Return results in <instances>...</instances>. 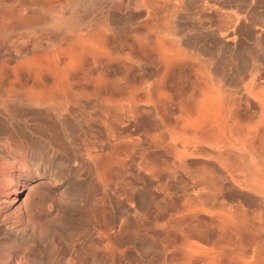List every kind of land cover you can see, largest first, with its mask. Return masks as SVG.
Returning <instances> with one entry per match:
<instances>
[{"label":"rangeland","instance_id":"rangeland-1","mask_svg":"<svg viewBox=\"0 0 264 264\" xmlns=\"http://www.w3.org/2000/svg\"><path fill=\"white\" fill-rule=\"evenodd\" d=\"M156 2L0 0V46L10 36L21 44L0 48V264H264V199L252 197L264 196V164L249 166L264 159L263 106L250 93L264 76L251 71L244 85L257 105L240 110L215 81L198 85L200 96L193 84L163 123L169 147L181 139L182 159L232 170L214 172L211 186L204 162H195L193 180L148 177L165 160L151 117L172 104L162 74L192 59L156 51L155 36L142 47L140 36L156 26L126 11ZM114 6L121 13L108 25ZM113 53H147L163 66L145 82L140 66L114 63ZM109 101L110 120L103 106L102 121L88 118ZM242 202L259 217L258 232L239 233Z\"/></svg>","mask_w":264,"mask_h":264},{"label":"crops","instance_id":"crops-1","mask_svg":"<svg viewBox=\"0 0 264 264\" xmlns=\"http://www.w3.org/2000/svg\"><path fill=\"white\" fill-rule=\"evenodd\" d=\"M120 11L118 6L109 9V17L106 18L109 19L108 25L113 24L114 19L121 13ZM126 12L138 18L140 23L150 21L156 26V30L151 33L146 32L140 36L143 40L142 47H145V42H148L155 36L157 39L151 42V44L156 46V51H178L192 57L189 64L187 63L183 66L180 71H177V68H175L162 74V76L164 75L163 81L166 91H168L171 97L172 104L168 106L166 112L155 113L153 111L151 117L158 124L163 137V144L159 147L158 151L161 155H164L165 160L157 164L156 171L148 174V177L152 178L157 184L162 181L161 175H156L157 172L162 174V176L164 175V178L173 184L182 179L193 180L192 177L197 169L195 162L197 164L204 162L209 164L210 173L206 175L209 183L206 182L205 186H211L210 181H212L211 177L214 172L217 173L218 170H232L229 162H227V168H221L219 164V169L216 170L210 164V159H197L194 154H189L185 159H182L179 156L180 148H182L181 139L175 140L176 149L169 147V137L166 126L163 123L173 121V116L177 115L180 110L178 107L179 99L188 100L187 92L192 89L193 84L196 85L193 92L200 96L197 86L200 84L212 86V82L215 81L214 87L218 89L220 86L224 92V99L227 98L229 101H232L233 105L240 110L246 107V101H249L247 102L249 107L258 104L256 99H246L244 85L251 71L258 73L262 78L264 76V0H159L155 5L145 6L141 3L138 8H131ZM50 20L49 27L59 26L53 22V19ZM60 26L64 27V25ZM47 42L49 41H46V44ZM13 46L19 48L21 44L15 36H10L7 37V40H3L0 48L10 49L9 47ZM49 50L53 54L56 48L55 50L49 48ZM147 55V53H143L140 56L131 54L117 56L113 53L112 57H116L114 58V63L117 58H122L130 64L133 63L140 66L146 72L144 73L147 77L145 78V82L149 80L152 82L159 75V69L163 65L148 61ZM182 59L184 60V58ZM150 69H153V73L148 77ZM114 82H116V77H114ZM250 93L260 97L264 112V85L259 88L252 87ZM114 103L109 101L103 102L98 106H92V109L87 110L90 113L88 118L91 121H102L101 119L103 118L98 113L99 107L103 106L108 107L109 112L107 117L110 120L109 114L112 107L115 106ZM4 104L7 105L5 102ZM141 105L145 107L143 111H148V105L143 103ZM125 106H127V103L121 104V107ZM1 107L0 109L4 108L3 105ZM232 116L236 120H240L239 115L233 114ZM123 117H126V115L124 114ZM80 119L81 115L79 121ZM1 121L5 122L3 118ZM79 133L81 134V132ZM108 141H111L110 137ZM242 155L249 163L247 154L242 153ZM263 164L264 159L258 157L257 163L254 166L249 164V166L258 169ZM232 178H229L228 181L231 182ZM194 181L192 186H197L198 183ZM253 191L255 190L245 187L242 189L244 194L245 192L249 193ZM252 197L264 199V196L260 195ZM242 203L243 210L240 212L236 211L239 233L258 232L260 225L259 217L244 202ZM189 214L191 213L187 215ZM171 217L180 221V217L176 215ZM188 219L190 218L188 217ZM177 221L176 223L179 224ZM230 228L232 229L231 224Z\"/></svg>","mask_w":264,"mask_h":264}]
</instances>
